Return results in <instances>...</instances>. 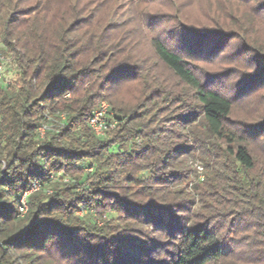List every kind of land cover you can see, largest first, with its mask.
Segmentation results:
<instances>
[{
  "label": "trees",
  "instance_id": "obj_1",
  "mask_svg": "<svg viewBox=\"0 0 264 264\" xmlns=\"http://www.w3.org/2000/svg\"><path fill=\"white\" fill-rule=\"evenodd\" d=\"M124 1L0 0V54L17 72L15 88L0 87V264L52 253L72 264H264L253 143L264 142V117L234 120L202 67L228 35L144 6L140 49L122 28ZM170 23L172 36H148ZM243 49L264 75L260 48ZM101 102L116 125L99 138L88 121Z\"/></svg>",
  "mask_w": 264,
  "mask_h": 264
},
{
  "label": "rangeland",
  "instance_id": "obj_2",
  "mask_svg": "<svg viewBox=\"0 0 264 264\" xmlns=\"http://www.w3.org/2000/svg\"><path fill=\"white\" fill-rule=\"evenodd\" d=\"M152 3L154 4L151 5ZM262 5H264L263 0H125L124 3L122 2L120 11L124 21L120 19L119 22L123 21L122 28H126L124 30L132 35V44L140 49L143 41L138 33L135 18L142 15L144 6H167V10L170 9L172 13L174 10L180 11L191 24L189 28L193 29L196 25H201L204 28H209L208 30L212 28L228 35L227 45H223L216 56L215 54L208 55L210 61L203 63L202 67L216 77L218 87L231 98L234 105L233 119L251 120L264 117V75L261 73L262 70H259L247 59L243 47L257 46L264 54V6ZM147 9L151 10L149 7ZM231 9L232 12H230ZM172 16L174 15L172 14ZM151 17L152 14H149L145 18L144 24H150ZM172 28L173 23L165 24L161 28H152L148 31V36L170 35L167 31ZM134 45L131 47L133 48ZM16 76L17 72L11 68L7 87L15 88L17 86ZM246 79L249 81L245 83ZM119 88L121 89L118 96L126 102H131L133 86L123 84ZM104 103L108 105L106 102ZM253 143L254 154L263 159L264 142L258 139ZM189 164L194 172L193 180L195 183L201 184L204 177L202 168L195 161H191ZM87 170L91 171V169ZM66 178L68 179V177ZM77 216L82 217L84 213L80 211ZM109 217L114 216L110 215ZM97 226H101L100 221H97ZM46 264L72 263L57 260L52 253L51 256L49 254Z\"/></svg>",
  "mask_w": 264,
  "mask_h": 264
},
{
  "label": "built area",
  "instance_id": "obj_3",
  "mask_svg": "<svg viewBox=\"0 0 264 264\" xmlns=\"http://www.w3.org/2000/svg\"><path fill=\"white\" fill-rule=\"evenodd\" d=\"M11 68L13 69L12 62L9 60V58H6L5 56L0 54V87L8 86L7 82ZM115 125L116 122L114 121V115L110 111L109 106L104 102H102L96 109L91 112L88 126L93 131L96 137H103L108 130H113L115 128ZM46 130L47 129L45 127L39 128L40 136H42ZM56 178H60L65 182L68 181V179L60 173L56 176ZM51 180H54V177H51ZM38 189L39 184L37 182H34L32 187L27 192L23 193L18 207L20 216L24 215L27 211V197L31 193L36 192Z\"/></svg>",
  "mask_w": 264,
  "mask_h": 264
}]
</instances>
